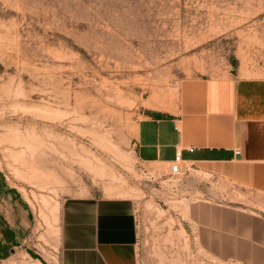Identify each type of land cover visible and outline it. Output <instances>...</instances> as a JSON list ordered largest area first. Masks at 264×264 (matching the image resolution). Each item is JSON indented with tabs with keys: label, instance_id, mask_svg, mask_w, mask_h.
<instances>
[{
	"label": "rangeland",
	"instance_id": "1",
	"mask_svg": "<svg viewBox=\"0 0 264 264\" xmlns=\"http://www.w3.org/2000/svg\"><path fill=\"white\" fill-rule=\"evenodd\" d=\"M226 75L264 78V0H0V169L29 205L0 199L20 232L0 264H60L65 200L112 191L135 200L140 264H228L188 223L212 177L134 146L186 81Z\"/></svg>",
	"mask_w": 264,
	"mask_h": 264
},
{
	"label": "crops",
	"instance_id": "2",
	"mask_svg": "<svg viewBox=\"0 0 264 264\" xmlns=\"http://www.w3.org/2000/svg\"><path fill=\"white\" fill-rule=\"evenodd\" d=\"M134 146L141 163L170 173L180 155L183 167L212 177L206 184L191 179L209 198L192 202L188 217L191 235L207 253L228 264H264V78L186 81L163 109L138 122ZM124 195L65 200L60 264H140L136 203Z\"/></svg>",
	"mask_w": 264,
	"mask_h": 264
},
{
	"label": "trees",
	"instance_id": "3",
	"mask_svg": "<svg viewBox=\"0 0 264 264\" xmlns=\"http://www.w3.org/2000/svg\"><path fill=\"white\" fill-rule=\"evenodd\" d=\"M10 194L18 198L21 201L23 207L27 209L29 208L28 203L23 199L21 193L16 188L10 187L8 185L4 173L0 171V195L2 198H8ZM0 227H2L3 229L2 237L0 240V243L2 244L0 257H3L7 254L9 249L18 242L17 237L20 235V232L7 225V223L5 222H0Z\"/></svg>",
	"mask_w": 264,
	"mask_h": 264
},
{
	"label": "built area",
	"instance_id": "4",
	"mask_svg": "<svg viewBox=\"0 0 264 264\" xmlns=\"http://www.w3.org/2000/svg\"><path fill=\"white\" fill-rule=\"evenodd\" d=\"M240 151H236L238 154ZM182 159L180 155H177L176 159L172 162L170 166V174L174 176H183L187 174L190 170L189 166L183 167L182 166Z\"/></svg>",
	"mask_w": 264,
	"mask_h": 264
}]
</instances>
